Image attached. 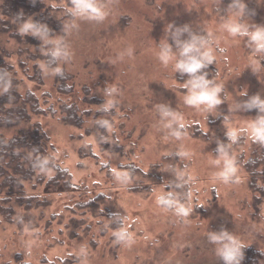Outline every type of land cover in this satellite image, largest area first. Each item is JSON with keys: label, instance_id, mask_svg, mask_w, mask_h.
I'll list each match as a JSON object with an SVG mask.
<instances>
[{"label": "rangeland", "instance_id": "374dc122", "mask_svg": "<svg viewBox=\"0 0 264 264\" xmlns=\"http://www.w3.org/2000/svg\"><path fill=\"white\" fill-rule=\"evenodd\" d=\"M68 2L52 1L60 15L72 14L63 29L40 36L44 50L73 75L74 91L59 92L51 71L44 84L25 77L27 85L57 110L63 102L92 116L114 110L110 130L124 152L101 151L84 129L62 123L60 112L37 117L76 186L44 193L52 200L48 219L57 215L50 227L20 233L16 224L0 223V264H17V257L35 264H224L225 245L264 251V207L261 219L253 217L249 175L236 162L250 153L252 126L264 120L253 103L264 102V50L241 34L264 30V0H91L96 16ZM187 45H195L188 55L204 64L196 73L176 67L187 59ZM11 62L17 65L16 55ZM200 77L209 89H221L219 104L186 103L191 81ZM196 126L205 137L193 136ZM87 143L99 160L81 155ZM131 163L148 174L150 191L131 190L142 186L124 169ZM100 193L102 209L122 219L129 233L119 244L111 240L108 218L76 208ZM165 197L174 202L171 208L161 203ZM73 216L87 224L76 227Z\"/></svg>", "mask_w": 264, "mask_h": 264}, {"label": "trees", "instance_id": "16d2710c", "mask_svg": "<svg viewBox=\"0 0 264 264\" xmlns=\"http://www.w3.org/2000/svg\"><path fill=\"white\" fill-rule=\"evenodd\" d=\"M52 1L0 0V223L16 224L20 233L38 230L42 224L45 227L52 225L57 215L54 213L48 219L52 200L44 195L45 192H70L76 186L69 169L56 161L52 152L54 147L37 117L55 116L60 112L58 118L62 123L84 129L87 136L94 137L101 151L124 152L121 138L110 130L114 121L109 115L114 110L101 109L92 116L75 102H63L57 110L46 106L42 97L27 85L26 78L44 84L51 71L53 84L59 92L69 94L74 91L73 75L59 66L55 53L45 51L42 46L40 34L53 36L63 29L72 15L68 10L60 15L62 8ZM68 1L71 6L75 3V0ZM29 24L32 27L24 31ZM14 55L17 65L11 62ZM193 133L194 137H205L199 126ZM242 138L238 139L240 144L244 142ZM80 152L82 156L99 160L91 143L85 144ZM236 162L242 164L249 175V187L254 195L253 217L261 219L264 207V140L253 139L250 153L239 154ZM124 169L128 170L130 177H139L135 179L142 186L131 189L133 192L143 194L150 191L151 186L144 184L148 174L140 167L131 163L124 165ZM40 188L44 189L43 193L32 192ZM185 193L188 196L187 190ZM105 202V195L100 193L79 202L76 208L84 209L92 217L108 218L107 229L113 232L111 240L119 244L129 233L124 231L122 219L108 209H102ZM74 212L77 211L74 209ZM72 218L71 224L76 227L87 224L86 219ZM121 233L125 235L121 237ZM17 258V264H35ZM224 264H264V251L239 245L234 258Z\"/></svg>", "mask_w": 264, "mask_h": 264}, {"label": "clouds", "instance_id": "9594fccd", "mask_svg": "<svg viewBox=\"0 0 264 264\" xmlns=\"http://www.w3.org/2000/svg\"><path fill=\"white\" fill-rule=\"evenodd\" d=\"M76 8L83 13H87L90 16L99 15L98 8L91 2V0H75ZM32 25H26L24 31H27L31 28ZM231 31L236 33L240 31L238 27H232ZM242 35H251L252 40H254L257 44V51L264 50V30H258L255 33H247L241 32ZM195 45H187L183 49V54L187 56L185 61H182L176 65L177 68L181 69L187 73H196L199 69L204 67L201 59H197L194 56L188 55L194 50ZM223 51V49H221ZM167 56H165V60H167ZM203 59L206 60L209 64L212 63V55L209 52H205L203 54ZM192 90L191 95L186 98V103L191 106H199V105H207L208 107L215 106L219 104L221 101L217 97V93L220 92V88L209 89L208 82L200 77L196 80L191 81ZM254 104H259L264 110V102L259 101L258 99L253 102ZM180 127H184V124L181 123ZM253 136L256 139L264 140V120H261L258 125L252 126ZM232 139L236 138V133L231 132L229 134ZM229 171H233L231 166H229ZM161 203L167 204L171 206L174 202L171 200H163L161 198ZM177 212L179 214L187 215V210L183 207H178ZM121 237L125 234L121 233ZM213 239H219V237H213ZM235 241H233V245ZM236 254V248L233 246L225 245V250L223 252L224 258L228 261H231Z\"/></svg>", "mask_w": 264, "mask_h": 264}]
</instances>
